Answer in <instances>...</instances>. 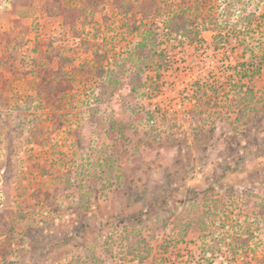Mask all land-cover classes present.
<instances>
[{
	"label": "rangeland",
	"instance_id": "374dc122",
	"mask_svg": "<svg viewBox=\"0 0 264 264\" xmlns=\"http://www.w3.org/2000/svg\"><path fill=\"white\" fill-rule=\"evenodd\" d=\"M197 1L222 37L165 40ZM145 24L166 67L135 55ZM138 258L264 264V0H0V264Z\"/></svg>",
	"mask_w": 264,
	"mask_h": 264
},
{
	"label": "trees",
	"instance_id": "16d2710c",
	"mask_svg": "<svg viewBox=\"0 0 264 264\" xmlns=\"http://www.w3.org/2000/svg\"><path fill=\"white\" fill-rule=\"evenodd\" d=\"M150 7H152L151 9H154L155 11L160 12V8L159 6H157V4H155V2L150 4ZM124 13L127 14L128 12L124 11ZM190 13H192L191 16L188 15ZM197 15H200L201 17L200 20H198L199 17L197 18ZM251 15L253 16V14ZM251 15H247L245 17L246 25H250V26L252 25V21L250 17ZM216 17L217 16L215 15V12H212V11L202 14L201 4H199L198 1L196 4H190V6L188 7H181L179 8L178 12L173 14L170 20L166 22L165 31H164L165 40L170 41L171 39H176L178 42H183V40H185L188 44H195V43L201 44L204 41V38H202L201 36V31H212L213 38H216L217 36L222 37L223 34L222 32H220V29L222 28V26L221 24H218V22H216V19H217ZM135 25H137L136 22H135ZM145 26L146 27H144L143 29H140V28L138 29V32H140L141 34V38H140V41H138L137 44L135 45L136 57L147 69L150 67L152 68L166 67L167 66L166 64L167 61L165 57L166 54L164 50L160 49V46H159V43H162V44L164 43L161 42V40H159L157 30L153 28V26L148 27L146 24ZM229 26L234 27L232 24H230ZM173 34H176V35H173ZM218 43L219 42H217V44ZM217 44L214 46V48L217 47ZM144 49L151 50L152 52L151 54L157 52L156 54L159 55L160 57L159 62H154L153 58L150 59L149 57H147L146 54H143L142 51H144ZM162 63L165 66H163ZM42 67L43 66H41V68ZM41 68L38 69V73H37L38 76L40 77V81L38 82V85H36V89L39 95L43 97H47L46 100L48 101L49 105H53L52 102L55 96L59 92L66 91V87L68 86V84H65L64 80L61 81L60 78H59L60 80L57 78L56 85L54 86V88H52L51 81H49V78H45V77L43 78L42 75L41 76L39 75L41 73ZM250 71H251L250 73L253 74L256 71H258V69L251 68ZM32 72L34 71L32 70ZM211 88L215 91H219L221 89L219 88V86L215 88L213 87ZM249 231H250L249 226H243V227L241 226L240 230L236 232V235L235 234L233 235L232 240L226 242L227 252L230 255L228 256L227 260L229 259L236 260V256L238 255L239 250L243 251V255L245 256L250 255L249 250H252V249H250L251 240H249V236H248L250 235ZM222 238L223 236L219 238V241H221ZM253 256L254 254H252V257ZM242 257L247 258L244 256ZM138 260L143 264V258H138ZM166 263H167V260L165 258H162V262L160 264H166ZM243 263L244 264H255L253 261H250V260L249 261L243 260Z\"/></svg>",
	"mask_w": 264,
	"mask_h": 264
}]
</instances>
